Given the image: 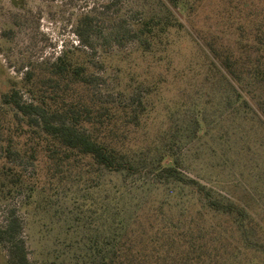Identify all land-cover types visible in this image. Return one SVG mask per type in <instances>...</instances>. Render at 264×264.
Instances as JSON below:
<instances>
[{
  "label": "trees",
  "instance_id": "obj_1",
  "mask_svg": "<svg viewBox=\"0 0 264 264\" xmlns=\"http://www.w3.org/2000/svg\"><path fill=\"white\" fill-rule=\"evenodd\" d=\"M98 1H108L103 8L111 10L130 0ZM153 1L156 10L137 11L132 20L118 15L105 24L84 14L75 29L80 47L93 52L100 39L110 47L135 43L143 56L156 57L184 34L198 51L195 59L201 60L207 81L223 87V113L255 120L264 132V0H221L218 31L196 29L190 20L191 31L176 15L181 6L196 9L200 0ZM84 54L65 48L54 61L31 65L21 81L1 93L0 203L69 188L81 198L79 215L90 223L110 211L107 200H96L93 194L106 185L107 175L125 181L152 178L178 188L179 196L189 188L192 207L184 206L177 215L162 206L142 217L127 218L120 211L110 215L104 224L108 230L98 228L86 244L85 264H264V220L259 214L264 210V142L254 172L260 185L248 187L251 200L187 177L176 147L207 130L200 115L212 111L214 100L191 110L181 99L166 106L168 119L190 113L188 124L159 127L152 134L151 120L157 114L149 102L164 81L152 86L145 84L148 78L133 75L119 92L105 91V78L92 71V60ZM24 230L23 218L11 208L0 224L8 264H36Z\"/></svg>",
  "mask_w": 264,
  "mask_h": 264
},
{
  "label": "rangeland",
  "instance_id": "obj_2",
  "mask_svg": "<svg viewBox=\"0 0 264 264\" xmlns=\"http://www.w3.org/2000/svg\"><path fill=\"white\" fill-rule=\"evenodd\" d=\"M106 3L108 1L0 0V95L12 82L21 81L31 65L54 61L68 48L76 54L88 52L84 55L92 60V71L106 80L105 91L119 92L133 75L139 77L138 80L148 78L145 84L152 86L164 81L158 84L149 102L157 114V119L151 120L152 134L159 127L174 125L180 128L188 124L190 113L186 116L176 113L168 119L166 106L181 99L191 110L212 98V111L200 115V119L207 120V130L184 138L176 147L181 157V170L187 177L220 192L233 193L239 199H253L248 187L260 185L254 172L259 167L261 143L264 142V132L259 125L255 120H245L240 115L227 117L223 113V106L219 105L223 87L207 81L206 71L199 67L201 60L195 59L198 51L184 34L177 44L156 57L143 56L135 43L123 48L110 47L100 39L93 52L80 47L75 29L84 14H93L109 24L111 17L122 15L131 19L137 11L144 14L157 9L153 0H130L111 10L103 8ZM221 3V0H200L196 9L190 11L181 6L175 13L191 31L190 20L194 21L196 29L211 27L218 31L222 26ZM191 61L194 65L189 67ZM24 99L29 100L30 95L25 93ZM41 179L47 181L45 176ZM105 181L103 189L93 193L96 200L108 202L110 211L105 212L103 218L94 217L88 223L84 214L79 215L76 208L81 198L73 190L59 189V193H54L46 189L42 194L36 192L29 196L26 193L1 202L0 224L15 207L25 222L24 237L33 262L85 264L86 244L96 236L98 228L108 230L104 224L110 215L120 211L127 218L142 217L161 206L165 212L177 215L184 206L191 208L194 200L189 188H184L179 196L178 188L156 183L152 178L125 181L122 176L112 174L107 175ZM259 214L264 220V210ZM7 259V252L0 245V264H8Z\"/></svg>",
  "mask_w": 264,
  "mask_h": 264
}]
</instances>
